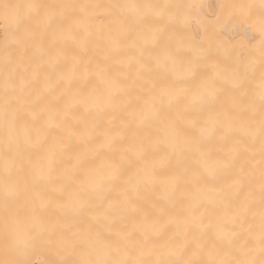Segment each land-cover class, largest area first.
<instances>
[{
	"label": "bare ground",
	"instance_id": "6f19581e",
	"mask_svg": "<svg viewBox=\"0 0 264 264\" xmlns=\"http://www.w3.org/2000/svg\"><path fill=\"white\" fill-rule=\"evenodd\" d=\"M45 3L60 21L48 29L38 122L43 186L37 215L46 234L36 247L6 257L0 233V259H77L61 244L77 239L90 259L259 264L260 36L235 23L209 40L205 28L220 5L249 4L258 14L260 0ZM161 11L151 27L141 22L144 14ZM202 45L207 54H198ZM232 48L255 59L243 99L227 71ZM204 80L215 82L218 96L205 95ZM22 155L6 156L11 170L1 168L0 185L21 182ZM234 235L241 242L251 237L253 250L244 255L224 243L211 257L206 249L193 255L198 240Z\"/></svg>",
	"mask_w": 264,
	"mask_h": 264
},
{
	"label": "snow or ice",
	"instance_id": "6c2138e0",
	"mask_svg": "<svg viewBox=\"0 0 264 264\" xmlns=\"http://www.w3.org/2000/svg\"><path fill=\"white\" fill-rule=\"evenodd\" d=\"M260 11L258 14L252 11V6L244 3H225L220 5L221 13L216 17L213 23L206 25L205 31L209 40H218L219 30L229 24L239 23L246 29H252L259 32V71H260V85L258 90L259 95V108L261 116V140H262V152L261 163L264 165V0H260ZM19 5L9 6L5 5L4 11L6 14L13 13L15 9L19 8ZM27 7L34 13L37 18L38 26H43L46 29L55 30L60 21L56 19V16L52 12L41 13V9L48 8L47 5L30 3ZM133 9L138 8L137 5H129ZM144 7H155L152 5H145ZM167 7V6H164ZM163 13L157 12L153 15L144 14L141 18V22L148 27H151L155 22V17L162 16ZM17 43L23 45L30 33L25 30L23 33H16ZM222 43V42H221ZM210 49L204 48L203 45L198 50V54H207ZM230 55L233 57L232 64L229 65L227 71L230 73V79L232 81V90L235 92H241V99L247 95L246 83L249 79V72L255 71V59L251 54L245 55L243 50H236L232 48L229 50ZM192 75H197L195 69H190ZM202 85L205 90V95H219L216 90V84L213 81L204 80ZM21 87L23 82H21ZM9 87V83L6 82V90ZM255 100L250 101V105H254ZM227 110V106H222ZM5 126L11 130L21 123H27L23 113L19 110L11 109L9 105H5L4 108ZM35 118V117H33ZM211 118V114H210ZM11 140L8 141L10 146ZM5 170L10 172V165L8 160L5 161ZM42 169H36L32 172V180L35 183H39L42 179ZM262 197H264V177H262L261 185ZM20 190L18 185L11 181L6 180L0 185V198L3 200L5 207V256L16 257L25 253L29 248L36 247L37 241H43L45 239L46 229L40 224L38 220L37 212L34 210L31 217H26L22 211V207L19 204ZM104 240H110V237H101ZM131 239V237H129ZM227 243L233 247L236 251L247 255L245 249L248 252L254 248V241L251 237L241 239L237 236H233L231 239L225 240L223 237H217L215 240H209L206 242L196 241L193 249V255L202 254L206 249L208 255L213 256L218 248ZM64 247L70 248L72 254H78L77 259H62L51 261H36L31 259L20 258H5L0 259V264H148L147 261L142 259L138 260H111V259H90L87 256V249L84 242L77 239H65L61 241ZM259 248L261 259L259 264H264V202H262L261 210V225L259 236ZM118 250V249H116ZM160 264H168L167 261H161ZM187 264H257L255 260H215V259H192Z\"/></svg>",
	"mask_w": 264,
	"mask_h": 264
},
{
	"label": "rangeland",
	"instance_id": "374dc122",
	"mask_svg": "<svg viewBox=\"0 0 264 264\" xmlns=\"http://www.w3.org/2000/svg\"><path fill=\"white\" fill-rule=\"evenodd\" d=\"M44 1L48 0H0V170L8 154L16 151L24 154L22 180L18 184L21 193L19 204L25 216L29 218L34 210L39 215L42 210L43 177L39 183H35L32 180V172L41 169L43 155L42 127L38 122L41 119L40 110L44 97L45 71L47 72L44 65L47 64L48 59L45 47L48 44L49 31L45 28L46 33L43 26H38L36 16L27 5L49 4ZM5 5L20 7L13 13L6 14ZM44 10L48 12V8H43L40 10L42 14ZM25 30L30 35L24 44L20 45L15 34L23 33ZM44 33L47 34L45 38ZM6 82L9 83L7 90ZM21 82H23L22 87ZM6 104L11 109L23 113L27 123H21L11 130L7 129L4 118ZM9 139L10 146H8ZM34 154L38 156L37 161L32 157ZM9 159L8 157L7 160ZM5 216V207L0 198V233L3 234H5Z\"/></svg>",
	"mask_w": 264,
	"mask_h": 264
}]
</instances>
